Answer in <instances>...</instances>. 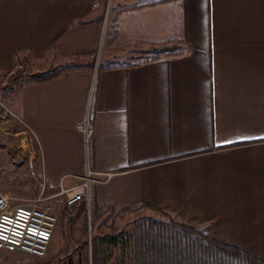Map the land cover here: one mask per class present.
<instances>
[{"label":"crops","instance_id":"0c3cea01","mask_svg":"<svg viewBox=\"0 0 264 264\" xmlns=\"http://www.w3.org/2000/svg\"><path fill=\"white\" fill-rule=\"evenodd\" d=\"M158 1L111 0L104 44L103 0H0V75L20 57L80 64L10 100L40 182L56 193L82 175L89 97L88 167L112 175L92 201L159 209L264 263V0ZM173 40L178 56L94 67L100 42L130 57Z\"/></svg>","mask_w":264,"mask_h":264},{"label":"rangeland","instance_id":"374dc122","mask_svg":"<svg viewBox=\"0 0 264 264\" xmlns=\"http://www.w3.org/2000/svg\"><path fill=\"white\" fill-rule=\"evenodd\" d=\"M110 2L111 0H103L104 35L107 25L113 18ZM103 43L101 45L100 42V51L94 59L96 68L99 64L111 66L137 64L147 57L142 51H137L130 57L120 53L118 55V53L109 52ZM148 49L150 46L145 50ZM54 65V62L45 61L40 64L30 61L27 57H20L11 71L0 75V192L9 198L12 206L25 205L40 191H43L45 195L53 194L47 193V188L40 182L39 159L35 143L13 114L10 100L16 99L17 85L29 75L49 70ZM88 113L90 114V110ZM62 204H64L62 197H56L52 201L57 218L56 225L47 253L42 259L0 251V264H42L48 261L51 264H60L65 257L74 256L78 247L88 254L90 239L94 236L118 238L121 233H129L132 226L141 220L156 219L167 223L171 219L168 214L150 212L144 208L130 210L102 208L101 210H105L102 212L103 216L96 223L91 224L92 207L90 206L88 210L84 206V216L77 223L72 224L68 217L61 214ZM113 255L114 259L111 258V262H114L118 252L114 251Z\"/></svg>","mask_w":264,"mask_h":264},{"label":"trees","instance_id":"16d2710c","mask_svg":"<svg viewBox=\"0 0 264 264\" xmlns=\"http://www.w3.org/2000/svg\"><path fill=\"white\" fill-rule=\"evenodd\" d=\"M168 0H160L162 3ZM118 37L112 20L107 25L104 35V44L112 38ZM53 41L49 48L53 47ZM177 41L163 43H149L150 49L145 51L146 58L142 62L154 61L161 58L178 56L181 48L177 46ZM133 64H130V66ZM80 69L77 59L65 60L49 70L31 74L24 79L27 82H46L62 74ZM100 65L97 71L101 70ZM92 211L91 224L96 223L103 216L105 210L96 202L91 201ZM140 206L138 208H143ZM133 208H121L119 210H130ZM163 215H167L159 209H152ZM85 213L84 203L76 202L72 205L62 204L61 214L70 219L72 224L77 223ZM171 217V216H170ZM114 251L118 256L114 262ZM47 253V252H46ZM42 259V258H41ZM89 262V263H88ZM264 264L246 253L231 246L218 243L208 235L207 227H198L183 223L171 217L169 222L162 223L156 219L141 220L135 223L129 233L120 234L116 237H97L90 239L88 254L78 247L74 256L65 257L60 264ZM42 264H51L50 261Z\"/></svg>","mask_w":264,"mask_h":264},{"label":"built area","instance_id":"2783aa9c","mask_svg":"<svg viewBox=\"0 0 264 264\" xmlns=\"http://www.w3.org/2000/svg\"><path fill=\"white\" fill-rule=\"evenodd\" d=\"M88 106L89 97L81 118L75 124V130L82 136L85 153L82 175L71 187L60 186L56 193L50 195L40 191L25 205L12 206L9 198L0 192V251L43 258L57 219L52 201L62 197L67 206L82 201L89 210L92 185L98 182L97 178L102 182L111 178L110 173L92 172L88 167L87 150L93 134Z\"/></svg>","mask_w":264,"mask_h":264}]
</instances>
